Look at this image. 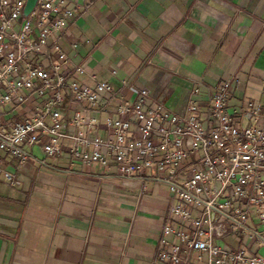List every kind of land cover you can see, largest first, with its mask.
<instances>
[{"label": "crops", "instance_id": "1", "mask_svg": "<svg viewBox=\"0 0 264 264\" xmlns=\"http://www.w3.org/2000/svg\"><path fill=\"white\" fill-rule=\"evenodd\" d=\"M72 6L75 15L59 44L84 69L77 82L92 88L106 82L118 91L110 103L134 101L145 89L185 114L192 100L206 107L218 85L238 73L231 105L264 104V0H79ZM105 98L101 111L92 112L102 137L105 118L117 117ZM80 108L66 99L64 133L77 134L71 121ZM31 110L7 108L4 117L21 120ZM63 144L60 156L25 146L24 164L0 152V166L15 176L10 182L0 175V264H153L169 220V186L151 172L126 176L83 164L69 153L73 140ZM198 255L194 264H209L208 254L202 261Z\"/></svg>", "mask_w": 264, "mask_h": 264}, {"label": "built area", "instance_id": "2", "mask_svg": "<svg viewBox=\"0 0 264 264\" xmlns=\"http://www.w3.org/2000/svg\"><path fill=\"white\" fill-rule=\"evenodd\" d=\"M78 1L38 0L25 16L27 0H0V152L24 164L25 146L60 156L63 140L72 139L69 153L83 164L126 176L151 172L172 194L153 264H194L195 253L198 261L208 254L209 264H264V104L231 105L238 73L218 85L206 107L192 100L185 114L145 89L134 101L110 103L118 91L106 82L94 88L77 82L84 69L59 44ZM106 95L117 117L105 118L102 137L92 112L101 111ZM67 98L81 106L71 121L76 135L64 133ZM28 105L25 118L4 117L7 108ZM0 175L15 177L1 166ZM228 237L247 242L219 243Z\"/></svg>", "mask_w": 264, "mask_h": 264}, {"label": "water", "instance_id": "3", "mask_svg": "<svg viewBox=\"0 0 264 264\" xmlns=\"http://www.w3.org/2000/svg\"><path fill=\"white\" fill-rule=\"evenodd\" d=\"M37 2L38 0H27V4L24 11L25 16H28L32 13V11L37 5Z\"/></svg>", "mask_w": 264, "mask_h": 264}]
</instances>
